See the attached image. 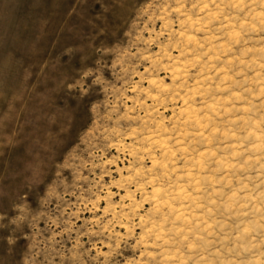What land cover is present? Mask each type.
I'll return each mask as SVG.
<instances>
[{
    "label": "rangeland",
    "instance_id": "obj_1",
    "mask_svg": "<svg viewBox=\"0 0 264 264\" xmlns=\"http://www.w3.org/2000/svg\"><path fill=\"white\" fill-rule=\"evenodd\" d=\"M175 6L173 0H0V264H138L135 241L143 229L137 224L159 206L160 196L151 194L167 195L175 175H182L165 178L166 171L214 151L208 160L200 157L207 163L201 175L220 180L226 170L213 171L217 160L243 164L264 155L253 150L258 141L248 134L264 135V110L242 111L249 100L258 106L264 97L253 100L244 89L256 92V86L240 83L252 72L234 75L241 68L232 58L252 47L243 43L248 37L237 36L230 52L214 58L206 50L230 40L225 33L233 31L214 22L208 32L195 33L198 41L211 37L208 42L185 47L175 35L184 31ZM241 19L242 13L231 23L238 26ZM197 58L188 85L202 79L197 73L203 65L211 80L204 81L201 90L208 92L196 97L194 107H202V99L241 98L223 104L221 111L233 109L227 114L209 111L202 135L184 141L193 140L189 163L179 153L173 163L145 137L157 114L171 127L184 102L151 97L161 86L179 84L173 70ZM225 75L232 80L221 84ZM245 175L256 172L227 170L231 187L224 192L239 187L237 179L244 182ZM215 218L225 219L219 213Z\"/></svg>",
    "mask_w": 264,
    "mask_h": 264
},
{
    "label": "clouds",
    "instance_id": "obj_2",
    "mask_svg": "<svg viewBox=\"0 0 264 264\" xmlns=\"http://www.w3.org/2000/svg\"><path fill=\"white\" fill-rule=\"evenodd\" d=\"M173 3L176 6L172 11L176 13L180 27L184 29L175 35L183 39L185 47L193 45L195 50L208 42L211 37L206 36L204 41H198L195 33L208 32L209 26L214 22L221 23L223 28L233 29L225 33L231 37L230 40L218 45L215 49L206 50V52L213 51L214 58L218 59L219 55L230 52L232 45L240 42L236 39L237 36L241 39L248 37L243 39V43L251 44L252 47H245L239 56L232 58L236 61V67L241 68L234 75L252 72L251 77L240 83L256 86V92H252L251 88L244 89L253 100L264 97V0H173ZM241 13L243 19L240 20L239 25L231 23ZM198 62V58L186 61L178 69L173 70L174 79L178 80L179 84L161 86L156 89V95L151 97L157 100L166 96L167 103H174L173 97H179L184 102L182 111L177 114L178 119L171 120V127H165L169 121L164 120L163 115L157 114L153 120L148 121L155 127L145 139L151 141V147H154L156 151L166 155L169 162L174 163L172 158L179 153L178 158L185 159L188 164L189 160L186 157L191 156L189 146L193 140H188L187 144L184 141L189 136L194 139L202 135L200 130L206 128L210 121L209 111L212 115L227 114L233 109L221 111L223 104L229 103L232 99L241 98L240 94H235L225 100L217 98L213 104H208L202 99V107H194L196 97H203L208 92L206 87L203 91L201 90L204 81L211 80V77L207 76L209 66L203 65L201 71L197 73L198 76L202 75V79H197L194 84L188 85V72ZM226 63L231 65L232 61L229 60ZM218 71L224 72V69L221 68ZM225 80L231 81L232 77L225 75L220 83L223 84ZM181 91L184 92L182 96ZM161 100L163 101L161 107H163L165 100L162 98ZM248 103L250 107L242 111L248 112L257 107L264 110V100H261L258 106L251 104V100ZM148 116H153V113H149ZM260 119L264 121V116ZM256 123L258 122H253V127ZM248 134L255 135L258 141L253 146V150L264 153V135L252 131ZM169 141L173 142L170 144ZM202 141L207 144L209 138L203 136ZM151 147L144 151L150 152ZM239 154L234 153V155ZM212 156L214 151L200 153L199 157L191 161L190 166L181 169L172 167L170 172H165V178L177 172L182 175H175V180L166 190L167 195L157 192L151 194V197L160 196L159 206L154 213H148V220L142 226L137 224V228L143 229L135 241L137 249L140 250L138 264H264V163L260 162L264 160V155L245 159L243 164L222 163L217 160L219 167L213 171L226 170L225 176L220 180L201 175L207 163H201L200 157L208 160ZM148 158L155 159L152 156ZM253 165L256 167L253 168ZM233 169L242 170L245 173L254 170L256 175H245L244 182L237 179L239 187L232 189L230 193H225L224 189L231 187L227 170ZM181 180L185 182L179 183ZM172 188H175V191H172ZM240 192L245 194L238 197L237 194ZM151 197L149 203H151ZM173 202L179 203L180 207H173ZM163 209L168 211L162 212ZM229 212L231 216H225ZM157 213H162L164 219L155 221L153 217ZM216 213L224 216L225 219L217 220ZM169 216H171V220L168 221L169 227L165 229L164 222ZM228 219H236L237 223L228 224ZM177 223L179 226H176ZM233 232L236 235L233 236Z\"/></svg>",
    "mask_w": 264,
    "mask_h": 264
}]
</instances>
